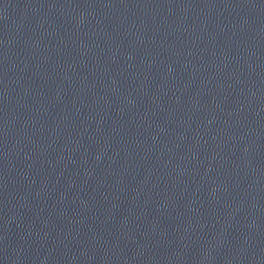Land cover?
Segmentation results:
<instances>
[{
	"label": "water",
	"instance_id": "95a60500",
	"mask_svg": "<svg viewBox=\"0 0 264 264\" xmlns=\"http://www.w3.org/2000/svg\"><path fill=\"white\" fill-rule=\"evenodd\" d=\"M0 264H264V0H0Z\"/></svg>",
	"mask_w": 264,
	"mask_h": 264
}]
</instances>
